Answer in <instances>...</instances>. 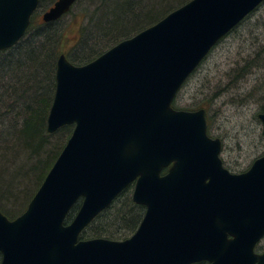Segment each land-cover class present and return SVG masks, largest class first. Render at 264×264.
Masks as SVG:
<instances>
[{
	"label": "water",
	"instance_id": "95a60500",
	"mask_svg": "<svg viewBox=\"0 0 264 264\" xmlns=\"http://www.w3.org/2000/svg\"><path fill=\"white\" fill-rule=\"evenodd\" d=\"M38 1L0 0V50L26 34ZM263 1L189 0L87 64L60 54L46 130L73 129L25 211L14 219L0 211V264H264L255 251L264 154L229 172L204 110L171 107L211 48ZM75 2L56 0L42 20ZM257 117L264 135V113ZM131 183L133 203L145 208L134 233L79 239Z\"/></svg>",
	"mask_w": 264,
	"mask_h": 264
},
{
	"label": "trees",
	"instance_id": "16d2710c",
	"mask_svg": "<svg viewBox=\"0 0 264 264\" xmlns=\"http://www.w3.org/2000/svg\"><path fill=\"white\" fill-rule=\"evenodd\" d=\"M54 1L46 0L48 5ZM97 1L101 3L99 7L91 10L84 7L88 8L84 11L88 17L84 26L92 24L97 13H101L99 22L90 35L88 28L82 26L72 48L65 51L61 44L57 25L61 18L50 23H37L36 14H33L25 36L13 47L0 51V209L9 219L16 218L26 209L72 132V125L62 126L54 133L46 130L58 56L65 52L72 64H86L189 0H88L87 3L92 6ZM42 2L40 0L38 6ZM250 14L227 35L237 32ZM118 35L122 37L117 40ZM256 43L259 41L252 46ZM243 63L232 73L237 72L236 79L246 72L255 75L248 94L264 96V45L258 54ZM259 111L263 112L264 106ZM131 192L132 185L92 220L81 232L80 239L122 240L129 237L144 213L143 206L132 202ZM79 202L70 209L65 223L72 220ZM22 207L24 210L19 213Z\"/></svg>",
	"mask_w": 264,
	"mask_h": 264
},
{
	"label": "rangeland",
	"instance_id": "374dc122",
	"mask_svg": "<svg viewBox=\"0 0 264 264\" xmlns=\"http://www.w3.org/2000/svg\"><path fill=\"white\" fill-rule=\"evenodd\" d=\"M87 1L75 2L71 10L57 23L65 51L73 47L80 35L79 30L88 20L84 12L88 8L84 7L91 10L101 5L97 1L91 6ZM50 6L46 0L38 6L34 13L37 23L42 22V13ZM100 16L101 13H97L92 24L84 26L88 28L89 35L94 31ZM121 37L122 35H118L117 40ZM256 41L259 43L252 46ZM263 45L264 1L237 32L225 35L211 48L181 86L173 103L177 109L204 110L208 134L221 141L220 158L223 166L231 173L245 172L264 153L262 124L257 117L259 113H264L259 111L264 106V96L248 94L250 86L254 84L251 85L255 75L246 72L243 77L236 79L237 72L232 73L236 67L243 66L245 60L249 61L253 55L258 54ZM0 210L4 214V210ZM23 210L24 207L20 208L19 213ZM255 250H264V238Z\"/></svg>",
	"mask_w": 264,
	"mask_h": 264
},
{
	"label": "flooded vegetation",
	"instance_id": "af4514ba",
	"mask_svg": "<svg viewBox=\"0 0 264 264\" xmlns=\"http://www.w3.org/2000/svg\"><path fill=\"white\" fill-rule=\"evenodd\" d=\"M51 22H53V21H51ZM42 23H44V22H42ZM47 23H50V22H47ZM263 154H264V153H263ZM263 154H262V155H263ZM262 155H261V156H262ZM259 157H260V156H259ZM259 157H258V158H259ZM256 159H257V158H256ZM256 159H255V160H256ZM253 162H254V161H253ZM253 162H252V163H253ZM250 166H251V165H250ZM131 185H132V188H133L134 183L128 185L127 187H129V186H131ZM127 187H126V188H127ZM126 188H125V189H126ZM121 192H122V191H121ZM121 192H120V193H121ZM120 193H119V194H120ZM111 203H112V202H111ZM140 206H143V205H140ZM143 207H144V206H143ZM99 214H100V213H99ZM263 238H264V237H263ZM263 238H262V239H263ZM262 239H261V240H262ZM261 240H260V241H261ZM257 245H258V244H257ZM257 245H256V247H257ZM256 247H255V249H256ZM262 252H264V250H263V251H260V252L257 251V253H262Z\"/></svg>",
	"mask_w": 264,
	"mask_h": 264
},
{
	"label": "bare ground",
	"instance_id": "6f19581e",
	"mask_svg": "<svg viewBox=\"0 0 264 264\" xmlns=\"http://www.w3.org/2000/svg\"><path fill=\"white\" fill-rule=\"evenodd\" d=\"M39 1H40V0H39ZM39 1H38V3H39ZM55 1H56V0H55ZM55 1H54V2H55ZM54 2H53V3H54ZM53 3H52V4H53ZM45 11H46V10H45ZM45 11H44V12H45ZM24 36H25V35H24ZM24 36H23V37H24ZM23 37H22V38H23ZM22 38H21V39H22ZM19 41H20V40H19ZM19 41H18V42H19ZM12 47H13V46H12ZM10 48H11V47H10ZM7 49H8V48H7Z\"/></svg>",
	"mask_w": 264,
	"mask_h": 264
}]
</instances>
